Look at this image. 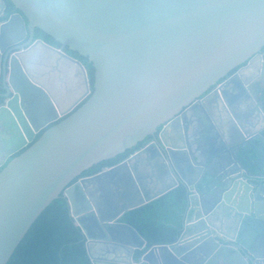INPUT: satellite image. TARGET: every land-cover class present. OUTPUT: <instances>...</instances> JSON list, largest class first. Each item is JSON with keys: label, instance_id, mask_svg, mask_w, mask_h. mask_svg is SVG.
<instances>
[{"label": "water", "instance_id": "95a60500", "mask_svg": "<svg viewBox=\"0 0 264 264\" xmlns=\"http://www.w3.org/2000/svg\"><path fill=\"white\" fill-rule=\"evenodd\" d=\"M9 1L17 12L0 0V264L61 194L93 264H264V163L244 152L247 133L232 108L236 97H259L252 110L264 114V0ZM37 29L61 47L36 39ZM67 48L89 58L94 90ZM247 70H256L252 79ZM199 98L205 122L218 127L214 107L235 125L229 135L218 128L215 157L193 148L187 121L197 116L174 118ZM148 136L127 160L79 178ZM212 163L221 164L216 175ZM108 181L118 203L103 196ZM179 184L189 191L182 235L145 251L122 218Z\"/></svg>", "mask_w": 264, "mask_h": 264}, {"label": "trees", "instance_id": "16d2710c", "mask_svg": "<svg viewBox=\"0 0 264 264\" xmlns=\"http://www.w3.org/2000/svg\"><path fill=\"white\" fill-rule=\"evenodd\" d=\"M8 13L17 12L13 4L6 0ZM8 17L6 16L5 19ZM36 39L61 47L52 37L37 29ZM67 52L80 60L86 67L90 85L94 90L95 69L88 57L78 52ZM0 85V92H2ZM0 98V103H2ZM54 123L52 125H55ZM43 132L35 139L37 141ZM137 148L129 149L115 158L105 160L84 171L81 177L93 176L104 167H112L129 157ZM25 150V149H24ZM23 150V151H24ZM23 151L16 154L20 155ZM77 178L75 182L79 179ZM189 209V191L185 184L171 190L160 198L127 213L122 222L133 226L147 241V249L155 245H168L178 241L185 229V219ZM144 252V251H143ZM143 252L138 253L141 256ZM8 264H93L87 248V238L71 215L68 198L61 194L39 216L21 241Z\"/></svg>", "mask_w": 264, "mask_h": 264}, {"label": "crops", "instance_id": "0c3cea01", "mask_svg": "<svg viewBox=\"0 0 264 264\" xmlns=\"http://www.w3.org/2000/svg\"><path fill=\"white\" fill-rule=\"evenodd\" d=\"M75 77V76H74ZM240 86L242 89H240L239 87H237V85H230L229 90L227 91V94L232 97H236L237 95H239V92H243V86L242 83H240ZM236 101L234 102L233 100V105L232 108L237 112V117L238 120L240 119L241 121L239 123H241V125L244 127V131L246 134V136H253V135H258L259 134H263L264 133V114L261 113H257L255 110H252V108L254 106H257L258 102H260L261 100L258 98H256L255 100H251L249 98L246 99V103L244 101H242L239 97H236ZM243 98H246V96H244ZM242 98V99H243ZM248 105H252V106H248ZM221 109H223L221 107ZM212 113L214 114V120L216 121V125L218 126L217 128L213 127V124L211 122V124L209 126L212 127H207V129H205L204 127H198V126H194L193 128H191V130H196V132L193 131L192 133V138L193 141L192 142H196V144L193 145L194 150H199V153L202 155H206V156H210V157H215V155L217 154L216 151L217 150H221L223 148V145H221L219 142V136H218V128L221 126L223 129L225 130H221L223 132L232 134L234 132V124L232 122V116L228 113H226V111L223 110L222 112V116L219 117V115L217 114V110L214 107H211ZM233 110V111H234ZM249 110V111H247ZM234 111V112H235ZM235 112V113H236ZM2 130H4L5 128H1ZM238 137V135H237ZM238 138H242L241 136ZM237 139V138H236ZM236 139H232L230 137H228V140L230 143L234 142ZM258 142L264 147V140L261 138H258ZM213 164V163H212ZM211 167H209V171L208 174L212 175V174H218L219 173V169L221 168V164L219 163H214L213 165H210Z\"/></svg>", "mask_w": 264, "mask_h": 264}, {"label": "flooded vegetation", "instance_id": "af4514ba", "mask_svg": "<svg viewBox=\"0 0 264 264\" xmlns=\"http://www.w3.org/2000/svg\"><path fill=\"white\" fill-rule=\"evenodd\" d=\"M6 1V0H5ZM261 59L260 58H257L254 63H253V66L255 65H261ZM244 67V66H242ZM241 67H239L238 69L234 70L231 75L235 74ZM251 70V69H250ZM250 70H247L246 72V78L247 79H252L253 78V75H252V72L254 71L256 73V70H252L250 73L249 71ZM230 75V76H231ZM258 98V97H257ZM200 99H195L194 101H192L189 105L183 107V109L174 116V118H176L177 116H182L183 113L187 112L188 114L190 115H195L197 116L198 118H190L188 121H187V126L190 127V128H193L194 126H198V127H201V128H205L207 129V127H212V126H209L211 124V120H207L206 119V122L204 121V117L206 114H205V111L203 110V108L201 107V102H200ZM260 99V98H259ZM248 100V99H247ZM246 100H244L245 102ZM246 103V102H245ZM83 104V103H82ZM81 104V105H82ZM234 104V103H233ZM248 106H252V105H248ZM216 107V106H215ZM256 107V106H254ZM253 107V108H254ZM252 108V109H253ZM234 110V109H233ZM235 111V110H234ZM249 111V110H247ZM236 112V111H235ZM237 114V112H236ZM199 117H203V119L199 118ZM173 118V119H174ZM171 122V121H169ZM167 122V123H169ZM166 123V124H167ZM175 125L173 127H176L177 129L181 128L182 127V122L180 120H178V122H175L174 123ZM212 125V124H211ZM50 127V126H49ZM48 127L38 131V133H36V137L41 133V132H45L46 129ZM158 130H162L161 128H159ZM258 138H261L264 140V133L262 134H259L258 135H253V136H247V142H245L243 145L245 147V150L244 152L247 153L248 156H251L252 159L254 160H258V161H262L264 163V147L258 142ZM153 141V138H151L150 136L146 137V139H144L142 142L138 143V145L136 146V150L131 154L133 155L135 152L137 151H140L142 148H144L145 146L149 145L151 142ZM31 145V143H28V146L29 147ZM26 147V148H27ZM135 148V147H134ZM133 149V148H132ZM21 152V151H20ZM19 152V153H20ZM242 155V153H241ZM15 156V155H14ZM130 157V156H129ZM129 157H127L126 159H124L123 161L127 160ZM11 159V158H10ZM9 159V160H10ZM121 161V162H123ZM120 163V162H119ZM118 163V164H119ZM117 165V164H116ZM115 166V165H114ZM113 167V166H112ZM105 168H108V167H104L100 172H102ZM99 172V173H100ZM98 174V173H97ZM120 175H123V173H121ZM141 175V174H140ZM122 177V176H121ZM108 180V179H106ZM103 196H105L106 200L107 199H111L113 203H118L119 201V196L117 195L116 193V188L113 184L109 183L108 181V186L107 184L105 185L104 187V191H103ZM81 199V197H79ZM98 203L99 200H97ZM84 224L86 226H88L90 228V231L91 233L95 236V239H98L97 237L100 236V234H98V231H97V224H96V221L92 218H87L85 219V222ZM97 232H96V231ZM108 247V246H107ZM148 250V249H147ZM94 252H97L99 253V246L96 244V246L94 247L93 249ZM141 256H138L137 254L135 255V260L137 261V259H139ZM92 260V259H91Z\"/></svg>", "mask_w": 264, "mask_h": 264}]
</instances>
